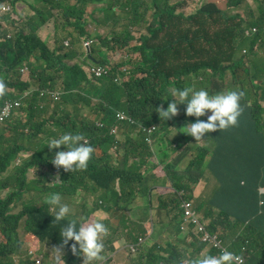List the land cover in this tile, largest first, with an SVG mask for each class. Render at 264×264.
<instances>
[{
    "label": "trees",
    "instance_id": "trees-1",
    "mask_svg": "<svg viewBox=\"0 0 264 264\" xmlns=\"http://www.w3.org/2000/svg\"><path fill=\"white\" fill-rule=\"evenodd\" d=\"M195 1L176 0L177 5L173 9L166 0H152L150 4L145 3V0H0V4H11L14 14H20L19 20L5 17L9 21V28L4 33L0 31V80L6 84L5 95L0 96V110L11 107L9 118L0 122V177L7 173L15 160L21 158L22 152L29 154L27 164L34 165V168L28 167L26 170L39 169L34 172L36 183L30 186V179L22 178L17 172L14 174V180L9 182L10 178H7L0 181V264H39L35 257L39 248L33 247L35 239L44 246L50 243L49 248L45 246L47 252L65 251L68 264H77L79 261V254H74L71 249L72 242L63 245L60 235L61 227L68 220H74L72 215L55 223V212L46 203L47 198L43 195L49 196L53 192H59L62 203H68V198L78 197L92 207L91 211H110V207L104 205L109 196L130 204L140 196L139 199L150 201L149 190H140L141 174L138 172L142 171L146 160L152 157V152L142 131L137 132L139 137L134 143L146 147L149 151L148 157L138 166L135 156L133 169L126 170L131 161L128 150L130 140L127 138V142L121 145L110 135V130L118 127L119 112L128 114L138 125L145 128L161 125L162 129H166L173 124L169 120L161 121L157 108H167L173 99L171 89L182 90L187 86L194 91L204 89L210 95L242 91L244 95L241 101L249 96L254 105L264 102V0H226L223 7L207 3L191 14L176 11L192 8ZM20 2L27 4L31 10L30 15L21 16L22 11L17 7ZM186 2H189L190 6L186 7ZM245 3L248 5L244 7ZM95 4L104 5L100 19L96 13L89 11V6ZM118 6L123 13L121 17L114 13ZM149 12L150 20L147 18ZM51 18L57 21L56 39L47 41L43 38L42 31L49 25ZM91 26L106 29V34L91 47L90 55L99 54L102 49L113 53L129 51V44L135 41L131 28L138 26L146 30L132 49L133 53H139L141 61L114 65L108 75L113 77V83H108L106 91L97 96L90 94L85 85V81L100 79L92 72V64L95 63L89 59L85 44V38L93 37ZM66 40L70 41L68 47L64 45ZM173 49L176 55L168 58ZM244 51L245 55L236 59ZM146 61L150 62L148 66L145 65ZM246 61L249 67L245 68L244 76L240 77V68ZM97 62L101 65L108 63L106 60ZM127 64L134 65L128 80ZM22 71L29 75V81L22 80ZM118 75L124 82L115 81ZM193 78H198L195 83L197 86L190 82ZM36 81L41 88L53 91L62 89L64 93L57 101L53 114L45 111L46 107L40 108L39 100H31L30 106L35 112L32 111L26 116L27 122L22 124L17 122V119L23 113V94L31 87L30 84ZM172 84L174 86H171ZM122 86L126 89L124 98L121 93ZM91 101L100 104V111L104 114L103 128L79 118L77 104L89 105ZM72 108L74 113L68 111ZM185 108L184 104L178 105L181 131L177 138L200 145L201 149L211 153L212 159L219 165L229 162V153L225 152L227 147L232 148L233 159L237 163L242 161L240 152L244 150V166L238 171L234 170L235 175L242 171L243 176L264 177V130H258V143L244 138L247 131L240 130L241 124L221 132L208 133L202 141L197 142L190 135L183 133L185 130L182 128L196 119L187 117ZM178 116L172 119H178ZM200 119L206 120L207 117ZM123 126L126 132L136 133L135 127L129 124ZM22 127L33 132L26 135L29 147L19 143V138L15 136L19 131L24 134ZM38 133L46 135L48 141L65 133L81 134L90 140L95 155L97 148L102 150L103 155L94 159L87 173L80 178L54 175L56 168L52 170L48 163L52 164L58 149L49 150L42 140H36L34 145L33 135ZM115 147L124 151L119 160L110 154V150ZM46 152L51 161H48ZM252 152H255L254 157ZM199 164L200 160H197L192 166ZM21 166L22 163L16 165L14 170H20ZM175 167L171 163L165 166V170L171 171ZM43 173L47 175L45 179L40 177ZM39 177L41 179H38ZM184 180L196 184L199 178L194 179L192 173L183 172L181 182L172 184L178 193H184L181 199L185 203L192 200V197L188 193L191 186L182 184ZM33 185L37 186L36 191L32 190ZM31 192L35 194H29ZM218 192L224 195L226 188H218ZM29 195L31 198L28 199L35 200L25 202L26 196ZM38 197L44 199L43 203L37 202ZM232 207L251 212L254 217L258 216V210L255 214L253 212L256 206L252 203L233 202ZM18 208H21V211L17 213ZM192 208L195 209L194 204ZM127 211H131V208L127 207ZM129 217L131 220V213ZM86 218L91 221L90 216ZM231 219L227 217L221 225H234L235 222ZM22 221L25 223L23 232L20 231ZM240 232L233 239L244 237L248 252L255 260L264 264V212L252 224H245ZM229 241L230 239L227 240ZM237 245L236 241L226 244L229 248H236ZM157 264L167 263L161 259ZM169 264H179V261Z\"/></svg>",
    "mask_w": 264,
    "mask_h": 264
},
{
    "label": "clouds",
    "instance_id": "clouds-1",
    "mask_svg": "<svg viewBox=\"0 0 264 264\" xmlns=\"http://www.w3.org/2000/svg\"><path fill=\"white\" fill-rule=\"evenodd\" d=\"M151 1L152 0H145V3L148 2L151 3ZM166 1L168 2L171 8L173 9L176 8V4H175L176 0H166ZM219 1L222 2V5L220 6L223 7L224 6L223 1L226 2V0H219ZM206 2L216 4L215 2H211L209 0H196L192 8L186 10L176 9V11L178 13L185 12L187 14H191L195 9H201ZM3 4H7V3H2L0 4V6H2ZM97 5H102L101 10L104 7L103 4H95V6ZM89 7H92V5H90ZM116 9L120 10V7L119 6L116 7L114 9V13L116 14V16L121 17L123 13L117 15ZM2 10L4 14L7 15L10 14V12L12 11V7L10 5L3 6ZM149 14L151 15V12H149ZM4 17L6 16L0 15V19ZM11 17H13V15H11ZM136 29L142 31V28L138 26L132 27L131 31L133 36H134L133 30ZM90 31L92 32L93 37L85 38L86 39L85 44L86 47L88 48L87 50L89 54V59L93 63H95L92 64L93 65L92 69L101 68L104 70L103 74L99 76V78H103L104 76L109 75L112 72V67L116 64L112 62V59L109 61L110 63H107L105 65L97 64L98 63L97 60L98 61L108 60L107 55H110L112 57V54L114 53L111 51L107 52L105 49H102L103 51L99 53L100 57L97 60H94L96 59L95 56L96 53L90 55L91 47L94 43L95 44L98 43V39L102 38L103 35L97 36L96 31H93L92 29H90ZM10 37L11 36H9V38ZM58 44L59 41L57 42V45ZM64 45L68 47L70 45V41L66 40L64 42ZM244 53H246V51H244ZM244 53L241 56H239V58H241L244 55ZM77 63L81 65L80 62ZM82 68L84 69V65H82ZM131 69L132 66L127 64L126 65L127 80L129 79V74ZM22 73L27 74L26 72L23 71ZM115 81L121 83L124 82V79L118 75ZM30 85L31 87L25 90L23 94V100L21 102V107L23 108L22 115L23 114L30 115L32 111L35 112V110L30 106L31 100H36V101L39 100L40 101L39 107L40 108L46 107L45 111H48L53 114L54 108L58 103L57 101L60 100V96L61 94L64 93V91L62 89H55L53 91L50 89L41 88L37 81L35 83H31ZM170 92L173 99L170 103H168L167 108L164 109L162 106L157 108L158 109L157 112L159 114L161 121H168L173 117L178 116V105L180 104L186 105L185 115L188 117H195L196 119L195 122H190L185 127L182 128L185 130L183 131V133L190 135L197 142L202 141V138H204L205 135L208 133H212L216 131L221 132L223 130H227L231 127H234L237 124H241L247 113V109H249L251 119L254 123L261 124L263 122L262 119H259L260 114L258 111H264V108L259 104L254 105L253 103H251L252 98L249 96L245 97L241 101L244 95L242 91H226V92H220L214 95H210L208 91L204 89H201L199 91H194L193 88L187 86L182 90L173 88L170 90ZM5 93H6V84L3 80H0V96L5 95ZM34 94L35 97H33ZM77 108L80 112L79 113L80 120H87L90 123L100 128L104 127V120H103L104 114L100 111V104L97 101H91L89 105H86L84 103H78ZM68 111L70 113H74V108ZM87 114H89L90 117H88ZM121 116H124L125 119L122 120L120 118ZM91 117H95L97 121L93 120ZM201 117H207V119L201 120L200 119ZM117 120L119 122L118 127L113 130H110V135L114 136L115 140L119 141L121 145L127 142V138L124 141L118 139L117 131L121 128L125 131L126 130L125 127L121 125L129 124L130 126L136 128V133L142 131L143 135L145 136V142L148 144L152 152V157L146 160V163L143 166L142 171L138 172V174H141V182L144 178L143 172L146 170L145 169L146 167L152 171L153 168L160 167V165H162V169L165 171L166 165L171 163L178 165V162L180 163V160L178 159L173 161H169L168 159L167 162L165 163H162L158 160L155 153H158L160 150L167 152L168 155V151L166 149L167 147L166 143H168L169 146L172 147L173 150L177 151L178 153L196 152L197 153L196 158L189 163L188 168L185 169L183 172L192 173L194 175L195 173L199 172L200 167L202 166L205 159V155L203 153V150L201 149V146L200 145L187 146L190 143L183 141L185 146L179 147L178 145H175V143L171 142V135L173 133L179 134L181 131L180 129L179 130L176 129L178 127V123H175L169 126L168 128H166L167 132L165 134H162L161 125H153L152 127L145 128L143 126L138 125L132 117H130L128 114L124 112H119L117 114ZM178 120L181 123V116L180 118L178 116ZM46 125H48L47 122ZM39 134H41L42 137L38 140H42V142L47 145L49 150L58 149V151L55 152L54 157L51 161L52 164L56 167V169L53 171L54 175L59 174L64 176H70V178H80L87 173L88 169L93 164V161L96 158V155L93 151L94 150L93 145L88 138H85L81 134L65 133L63 135H60L59 138H53L48 141V139H46V135L42 133H38L37 135ZM157 137H159V139H157ZM176 139L179 138H177L176 136ZM112 151H114V154H112ZM123 152H124L123 149L120 147L119 150L116 147L110 150V154L116 160H119L121 158ZM24 155H29V154L27 153L23 155L20 154L21 158H24ZM197 160H200V164L198 166H192V164L195 163ZM20 163L22 162H20V160H17L15 165H19ZM190 167L191 169L189 170ZM175 168H177V166ZM5 175L6 173L3 175V177H0V181L7 179V177L5 178ZM196 178H199L200 181V177H196ZM166 179L168 180L167 177ZM182 184H188L191 187L196 185V184H192L191 182L189 184V181L187 180L182 181ZM172 188L174 189L173 186ZM262 191L264 193V188ZM175 192L178 193V191L176 190ZM191 192L192 189L188 193ZM183 195L184 193L181 192L179 195L180 196L179 199L177 197L176 200L179 209V222L177 224V227H178V231L185 236L186 242L190 246H193L194 248L186 253L184 259L179 261V264H245L246 260H245L244 250L238 251L233 248L227 247L224 242L223 232L219 228L209 225L199 215L196 209L192 208V205L194 204L193 200L186 201L184 203L181 199ZM46 203L50 206L51 210L55 212L54 215L55 223L64 221L66 217L71 215L70 207L66 203H62L61 195L59 192L51 193L48 196ZM104 203H105L104 205L110 207V211L102 210L99 212L107 215L108 217H111L112 213L117 211V207L118 206L124 207V204L126 202L117 201L116 197L109 196L104 201ZM99 212L96 211L93 214H97ZM213 227L214 229L211 230L210 228ZM150 232L151 231L147 230L146 235L148 236ZM60 235L63 241V245H69V242H72L71 249L73 253L79 254L77 256L79 258L77 264H106L112 258V251L114 249V243H113L114 226L111 223L105 225L103 222L98 220L89 221V219L86 217H82L79 223L77 220H68V222L64 224L63 227H61ZM143 241L144 238L134 235V240L132 242H125L124 246L122 248H118L117 250L123 249L127 251L128 255H135L139 252L140 245L142 244ZM40 253L41 250L38 249V251L35 252V257ZM51 253L55 255L53 258L49 259L45 256H41L40 260L36 258L38 260V263L48 264L51 263L52 260H55L56 258L59 257L60 258L59 264H68L65 258L66 255L65 251H61V252L53 251Z\"/></svg>",
    "mask_w": 264,
    "mask_h": 264
},
{
    "label": "crops",
    "instance_id": "crops-1",
    "mask_svg": "<svg viewBox=\"0 0 264 264\" xmlns=\"http://www.w3.org/2000/svg\"><path fill=\"white\" fill-rule=\"evenodd\" d=\"M211 2H215L216 4L222 5V2L219 0H209ZM175 4L177 5L176 1ZM101 6H92L89 7V11L91 13H96L100 19ZM117 10V15L122 14L119 9ZM181 10V9H178ZM93 31H96L97 36H104L106 34V29H97L96 27H90ZM110 29V27H109ZM141 31L139 29H136ZM98 56L100 55L96 53ZM108 61L112 59L110 55H107ZM253 103V102H251ZM264 108V102L259 104ZM260 114L259 119H262L263 122L261 124H256L252 121L250 116V111L247 109V113L241 123L240 130H246L247 134L244 135L245 139H252L254 142L260 141V136L258 130H264V111H258ZM26 114H23L20 118L17 119V122L20 121L22 124L27 122ZM24 134L19 131L18 134H15L17 138H19V143H23L25 147L28 146V142L26 140L27 133L33 134L32 130L29 128H23ZM9 133V132H7ZM174 135V133L172 134ZM171 135V137H172ZM42 137L41 134L33 135L34 145H36V140ZM24 140V141H23ZM168 156L170 157L169 161L180 160L178 162L177 169L182 175V172L188 168V165L191 161H193L197 153L189 152V153H178L173 150L172 147L166 143ZM203 150V149H202ZM232 148L227 147L228 160L229 162L226 164L219 165L217 164L211 157V153L207 150H203L205 155L204 162L200 167L199 172L195 173L199 175L200 181L194 185L195 190H193L190 194L192 200L194 201V206L199 215L211 226H215L219 228L224 234V242L225 244L232 243L233 241L237 242L235 250H244L245 254V264H262L259 261L255 260L253 256L248 252L246 247V243L244 237L242 239H233L234 236L239 235L243 226L240 230H235L234 225H221V222L224 219H227V216L224 213L226 211H231L238 214L239 218L243 222H250L252 224L258 218V216L264 212V177L260 178L255 175H247L243 176L244 172L240 171L237 175H235L234 170L239 168H243L245 151L241 150L240 156L242 157V161L240 163L235 162L232 155ZM26 154L25 152L21 153ZM251 155L254 157L255 152H252ZM24 160L29 159V155H24ZM9 167L8 171H13L16 167L15 163ZM159 168V170H157ZM146 170L143 172V180L140 184V190H143L145 187L148 188V192L150 193V201L145 202L143 199H136L133 203L126 202L123 208L130 207L131 208V220L130 225L136 231L141 232L137 236L144 238V241L140 245L139 252L135 255H128L126 250L118 248H122L125 242H132L134 240V234L130 231L124 230L122 227L116 225L114 226V235H113V243L114 249L112 251V258L106 264H119V260L127 259L130 256V264H142L145 261V264H157L161 259L169 264L173 261H181L184 259L186 253L193 249V246H190L186 240L185 236L178 231L177 224L179 222V209L177 206V197L179 199L180 193L175 192L172 188V184L169 186L158 185H150L148 182L153 180L155 182H161L166 178L164 170L162 169V165L160 167H155L151 171L149 168H145ZM156 171L157 174H156ZM46 174H42V179L46 178ZM10 177L9 172L6 173L5 178ZM38 179H41L40 177ZM246 182V183H245ZM185 183V182H183ZM34 183H28V186ZM170 184V183H169ZM40 186V185H39ZM225 187L226 193L222 195L218 192V188ZM37 188V186L33 185L32 189ZM35 193V192H31ZM232 200V201H231ZM138 201L142 202V208H136ZM233 202L238 204L244 203H252L256 207L253 208V212L258 210V216L254 217L251 212L243 210L241 208L232 207ZM223 216V217H222ZM231 218V217H230ZM231 221L236 222L233 218ZM116 227V228H115ZM151 231L147 236L146 232ZM245 230V229H244ZM243 230V231H244ZM159 231V233H157ZM237 231V232H236ZM157 236L158 241L153 244L152 252L147 253L145 251L147 242L154 237ZM230 239L229 242L227 240ZM241 247V248H240Z\"/></svg>",
    "mask_w": 264,
    "mask_h": 264
},
{
    "label": "rangeland",
    "instance_id": "rangeland-1",
    "mask_svg": "<svg viewBox=\"0 0 264 264\" xmlns=\"http://www.w3.org/2000/svg\"><path fill=\"white\" fill-rule=\"evenodd\" d=\"M149 3V2H148ZM194 3V2H193ZM224 1H223V5H224ZM150 4V3H149ZM207 4V2L205 3ZM11 6L12 7V11L10 12V14H4L3 10H2V7L3 6ZM248 3H245L244 4V7L247 6ZM185 6L188 7L190 6V3L189 2H186L185 3ZM18 7V10L19 11H22L21 13V16H28L31 14V10L29 9V7L27 6L26 3L24 2H20L18 3L17 5ZM15 11L13 9V6L9 3L7 4H3L2 6H0V15L1 16H9L11 18V15H13V19L14 20H19V17L20 14L17 13L18 15L14 14ZM147 18L150 20L151 19V15L148 14ZM56 23L57 21L54 19V18H51L50 22H49V25L47 24V26L45 27V29L42 31V36L43 38H45L47 41L49 40H54L56 39ZM9 28V21L4 18H1L0 19V31L2 33L6 32ZM133 33H134V38H135V41H132L129 46H130V50L127 51V50H121V51H118V52H115L114 54H112V62L114 64H118V65H122L124 63H135L136 61H141L140 59V55L139 53H133L132 52V49L138 44V42L140 41V37L146 33V30L145 29H142V31H138V30H133ZM53 45V44H51ZM95 43L92 45L94 46ZM135 52H138V51H135ZM176 55V51L173 49L171 51V53L168 55V58H171V57H174ZM245 55V53H244ZM95 56L97 57L98 55L95 54ZM143 59L145 60L146 57L143 55ZM236 59H239V57H237ZM108 63H110L108 60H106ZM150 64L149 61H146L145 65L148 66ZM88 66H91V64H88ZM249 67V63L248 61H246L245 65L240 68V71H239V76L240 77H243L244 74H245V68H248ZM134 69V65L132 66V71ZM251 78H254L253 75H250ZM29 79V75L28 74H24L23 75V78L22 80L23 81H28ZM196 81H198V78H193L190 80V82H194V85L197 86L195 83ZM108 83H113V77L112 76H104L103 78H100V79H90L88 81H85V85L87 86V90L90 94L92 95H100L102 94L104 91H106V87H107V84ZM171 86H174V84H172ZM121 93H122V98H124L126 96V89L122 86L121 87ZM88 117H90L89 114H87ZM188 117V116H187ZM93 120H96L95 117H91ZM97 121V120H96ZM170 123L172 124H175V123H178V125H180V127H177L176 129L179 130L181 129V124H180V121L178 119H170L169 120ZM123 126V124L121 125ZM52 129L55 130V128L51 127ZM167 132V129H162L161 130V133L162 134H165ZM177 133H174V135H172L171 137V142L172 143H175V145H178L179 147H184V143H183V140L182 139H176V135ZM117 136H118V139L121 140V141H124L126 138H128L130 140V145L128 146V150L130 151V154H131V161L130 163L126 166V170H132L133 169V162H134V158L136 156V161H137V165H141L144 161H145V158L148 157V149L146 147H144L143 145L141 144H135L134 142L138 139V135L137 133L135 132H126L124 131L122 128L119 129L117 131ZM160 137V136H159ZM159 137H157V139H159ZM197 144L195 143H190L188 144L187 146H196ZM96 158L95 159H99L102 155H103V152L100 148H97L96 149ZM47 153V159L48 161H51V158L50 156L48 155V152ZM112 154H114V151H112ZM158 160L160 162H167L168 159H170V157L167 155V152H164L163 150H160L158 153H155ZM20 160V162H22V166H21V169L20 170H11V171H8L9 172V175H10V181L14 180V174L17 172L19 175H21L22 178H29L30 179V183H36L35 182V175H34V172H38L39 169H30V170H26L28 167H33L34 168V165L33 164H30L28 165L27 164V161L24 160L23 158H20L18 159ZM153 163V162H152ZM117 165V162L115 163ZM174 166H177L176 164L172 163ZM49 167L52 168V170H54L56 167L53 165V164H50L48 163ZM159 170V168L157 169ZM158 171H156V174H157ZM164 173L166 174L165 176L167 178H169L168 180L165 178L163 179L161 182H155L153 180H150L148 183L150 185H162V186H169V182L171 184H176L178 182H181L182 180V175L181 173L179 172V170L177 168H175L174 170H171V171H168V170H165ZM199 175H196V177H198ZM41 178H43L42 176H40ZM190 184V182H189ZM147 190L148 188L145 187L142 192L144 190ZM192 191L195 190V186H192L191 187ZM33 191H36V189H32ZM1 194V193H0ZM29 194H35V193H29ZM44 197L48 198V195H43ZM102 196V195H101ZM27 198L25 199V202H32L34 201L35 199H28V198H31V195L29 196H26ZM68 203L65 201L64 203H66L70 209H71V215H72V219L74 220H77L78 222L81 221V218L82 217H88L90 216V220L91 221H101L103 222L105 225H107L108 223H116L118 226L122 227L124 230L126 231H130L132 232L134 235H138L140 234L141 232L139 231H136L135 229H133V227L130 225V217H129V213H131V211H127V208H123L122 206H118L117 207V211L112 213L111 217H108L107 215L105 214H102L101 212L97 213V214H93L94 212H96V209L92 210L91 211V208L89 205L86 204V202L80 198H68ZM44 199L43 198H39L37 199V202L38 203H43ZM136 208H142V202L141 201H138L137 205H136ZM21 211V208H18L16 209V212H20ZM225 214L227 217H231L233 218L236 222L234 224V229L235 230H240L242 228L243 225L247 224V223H250V222H243L238 214L234 213V212H231V211H226ZM223 217V216H222ZM116 228V227H115ZM25 230V223L24 221L21 222L20 224V231L23 232ZM159 233V231L157 232ZM158 239H157V236L154 237L153 239L149 240L147 242V245H146V248H145V251L147 253H151L152 252V247H153V244L155 242H157ZM46 248H49L50 246V243L49 245H45ZM44 244L43 243H38L37 239L34 240V243H33V247L34 249H40L41 250V253L36 255V258L38 260L41 259V256H45L49 259L53 258L55 255H53L52 253L50 252H47L46 248H45ZM131 257H134V256H130L129 258L127 259H121L119 260V264H130V259ZM59 260L60 258H56L55 260H52L51 263H48V264H59ZM142 264H145V261L142 263Z\"/></svg>",
    "mask_w": 264,
    "mask_h": 264
},
{
    "label": "built area",
    "instance_id": "built-area-1",
    "mask_svg": "<svg viewBox=\"0 0 264 264\" xmlns=\"http://www.w3.org/2000/svg\"><path fill=\"white\" fill-rule=\"evenodd\" d=\"M92 72L94 74H96V76L99 77V76H101L103 74L104 70L101 69V68H99V69H92ZM10 110H11V107L10 106H7L6 108H4L3 110L0 111V122H4L6 119L9 118ZM120 118L122 120L125 119L124 116H121Z\"/></svg>",
    "mask_w": 264,
    "mask_h": 264
}]
</instances>
